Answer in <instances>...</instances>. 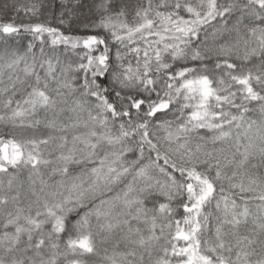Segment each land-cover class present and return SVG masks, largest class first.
<instances>
[{
    "label": "snow or ice",
    "instance_id": "6c2138e0",
    "mask_svg": "<svg viewBox=\"0 0 264 264\" xmlns=\"http://www.w3.org/2000/svg\"><path fill=\"white\" fill-rule=\"evenodd\" d=\"M0 264H264V0H0Z\"/></svg>",
    "mask_w": 264,
    "mask_h": 264
}]
</instances>
